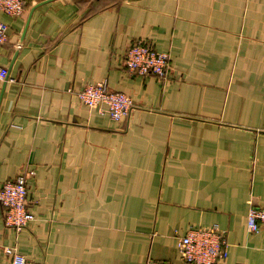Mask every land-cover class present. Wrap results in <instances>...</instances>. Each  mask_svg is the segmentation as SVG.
Listing matches in <instances>:
<instances>
[{
	"label": "crops",
	"instance_id": "0c3cea01",
	"mask_svg": "<svg viewBox=\"0 0 264 264\" xmlns=\"http://www.w3.org/2000/svg\"><path fill=\"white\" fill-rule=\"evenodd\" d=\"M21 1L22 17L0 12V187L34 172L35 220L17 233L0 206V264L3 248L25 264H184L178 239L214 226L226 264H264V232L246 228L264 207V0ZM141 40L168 55L164 79L126 71ZM98 83L132 100L128 118L79 101Z\"/></svg>",
	"mask_w": 264,
	"mask_h": 264
},
{
	"label": "built area",
	"instance_id": "2783aa9c",
	"mask_svg": "<svg viewBox=\"0 0 264 264\" xmlns=\"http://www.w3.org/2000/svg\"><path fill=\"white\" fill-rule=\"evenodd\" d=\"M0 12L11 18L24 15V4L21 0H0ZM7 25L0 22V44L6 41ZM169 57L156 52L144 41L130 45L125 58L124 67L132 76H154L164 79ZM7 80L6 69L0 68V82ZM79 101L89 109H96L113 121H121L130 115L132 100L123 93L111 92L105 83L89 84L77 94ZM34 176L29 171L20 174L14 180L0 187V206L3 208L5 227L20 232L35 220L33 213L27 208V181ZM246 228L250 233L264 232V207L250 208L246 216ZM225 233L216 226L211 228L190 229L177 241L178 253L184 264H226L227 246ZM1 253L10 259V264H25L24 258L14 248H3ZM146 264H166L148 260Z\"/></svg>",
	"mask_w": 264,
	"mask_h": 264
},
{
	"label": "water",
	"instance_id": "95a60500",
	"mask_svg": "<svg viewBox=\"0 0 264 264\" xmlns=\"http://www.w3.org/2000/svg\"><path fill=\"white\" fill-rule=\"evenodd\" d=\"M50 1H51V0H45V1H42V2H40L37 6H40V5L46 4V3L50 2ZM37 6H36V7H37ZM34 9H35V8H32V9L30 10L29 17H28V21H29V19H30V16L32 15V12L34 11ZM27 24H28V22H27ZM23 35H24V33H23Z\"/></svg>",
	"mask_w": 264,
	"mask_h": 264
}]
</instances>
